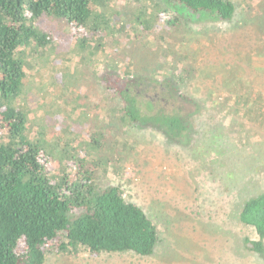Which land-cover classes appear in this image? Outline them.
Listing matches in <instances>:
<instances>
[{"label":"rangeland","instance_id":"obj_1","mask_svg":"<svg viewBox=\"0 0 264 264\" xmlns=\"http://www.w3.org/2000/svg\"><path fill=\"white\" fill-rule=\"evenodd\" d=\"M231 1L233 18L213 21L162 0H100L92 20L106 25L80 39L62 21H37L57 41L23 49L25 84L14 104L47 145L83 155L100 136L99 186H118L159 237L148 257L80 249L48 253L43 264H264L245 244L253 229L237 220L264 192V0ZM100 72L170 84L186 138L111 125Z\"/></svg>","mask_w":264,"mask_h":264},{"label":"trees","instance_id":"obj_2","mask_svg":"<svg viewBox=\"0 0 264 264\" xmlns=\"http://www.w3.org/2000/svg\"><path fill=\"white\" fill-rule=\"evenodd\" d=\"M99 1L0 0V264H43L48 253L76 255L80 249L148 257L159 242L156 225L118 186H99L100 136L89 140L93 152L84 147L83 155L79 146L47 145L14 104L25 84L23 49L57 41L52 32L39 30L37 21L44 16L62 21L76 39L91 31L98 35L106 25L92 20ZM162 1L213 21H229L235 13L231 0ZM103 75L111 125L116 120L121 127L157 128L167 139L186 138L187 123L173 107L170 84ZM237 220L256 235L245 239L248 250L264 257V192L242 204Z\"/></svg>","mask_w":264,"mask_h":264}]
</instances>
